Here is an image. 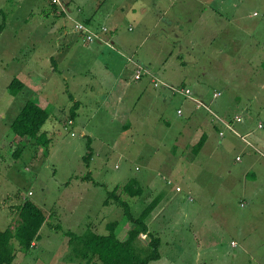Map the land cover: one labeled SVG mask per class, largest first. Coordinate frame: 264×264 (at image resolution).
I'll list each match as a JSON object with an SVG mask.
<instances>
[{"label":"rangeland","instance_id":"rangeland-1","mask_svg":"<svg viewBox=\"0 0 264 264\" xmlns=\"http://www.w3.org/2000/svg\"><path fill=\"white\" fill-rule=\"evenodd\" d=\"M59 1L71 19L66 28L48 0H0V231L25 199L47 215L37 246L17 250L10 264H86L73 254L67 231L107 233L116 221L125 238L123 208L113 199L105 204L125 184L142 188L139 196H121L135 216L162 195L155 209L162 212L148 219L161 237L160 256L149 264H264V148L219 124L223 135L210 131L207 111L171 91L187 87L225 120L241 114L246 121L238 127L264 134V0H192L186 11L177 0L170 19L180 14L183 24L128 15L121 30L108 21L114 11L132 12L145 0H70V10ZM89 17L93 30L106 31L85 42L73 24ZM112 27L117 47L105 37ZM136 64L149 69L143 80L135 79ZM146 77H155L154 88ZM14 78L25 83L16 95L8 87ZM27 100L49 112L42 132L50 142L29 140L16 159L10 125ZM126 122L134 128L123 131ZM202 132L206 143L192 155Z\"/></svg>","mask_w":264,"mask_h":264},{"label":"trees","instance_id":"trees-1","mask_svg":"<svg viewBox=\"0 0 264 264\" xmlns=\"http://www.w3.org/2000/svg\"><path fill=\"white\" fill-rule=\"evenodd\" d=\"M48 1L52 9H55V11L59 9L57 2L54 0ZM64 14L65 12L58 11L57 17ZM5 16V13H2L0 31L3 28ZM84 22L88 25L91 24L90 19ZM54 70H56L55 67ZM8 87L10 92L16 95L25 87V83L18 78H14ZM77 103V101L73 102L68 112L71 118L74 119ZM49 118V112L34 100H27L23 104L10 125L14 134L13 143H15V148L12 151L14 158L17 159L22 155L29 140H35L37 144H48L50 142L47 134L42 132V127ZM204 142L205 136L201 135L191 147V154L198 152ZM88 149V154L83 157L87 164L93 158L89 143ZM88 177H90V174L84 179ZM123 192H127L131 196H139L142 193V188L136 187L134 184H125L119 188L116 186L115 190L109 192L105 199V204H109L113 199V202L123 208L124 215L130 223L125 238H120L116 233L118 225L116 221L107 223V233H98L91 228L81 234L72 231L66 232L74 250L73 254L85 261L86 264H95L96 261L101 264H149L150 261L159 258L161 237L150 230L148 219L153 217L155 209L162 201V195L148 202L142 212L135 216L129 202L121 197ZM46 220L47 215L38 204L31 199L23 200L18 205L17 214L13 217L12 223L0 231V264H10L15 258L17 250L27 252L35 247V242L40 237V229ZM142 234L148 236L149 242L146 243L142 240ZM148 249H150L149 252Z\"/></svg>","mask_w":264,"mask_h":264},{"label":"crops","instance_id":"crops-1","mask_svg":"<svg viewBox=\"0 0 264 264\" xmlns=\"http://www.w3.org/2000/svg\"><path fill=\"white\" fill-rule=\"evenodd\" d=\"M87 1H89L90 2V0H87ZM177 0H162V2L160 1V0H147V2H146V0L145 1H142V2H140V4H137V3H134V5H133V9H134V11H132V12H125V8L124 7H121V8H117V10L116 11H114V13H113V15H111V17L108 19V21L111 23V24H113L114 23V26H118V28L121 30L122 28H125V26L124 25H126V21H127V19H126V17H128V15H133L134 17H136L137 18V20L138 21H140V18L142 17V19L144 18V17H146V18H148V17H150L151 16V18L153 19L154 18V20H152V22H153V24H159V20H161V19H166L167 18V16H169V22H171V25H173V23H176V25L178 26V25H181V23L183 24L184 22H186V21H182L184 18H181L182 16L180 15V14H178L177 15V17H173V19H170V17H171V15L173 14V7H174V3L176 2ZM190 1H192V0H184L183 1V3H182V5H181V7L183 8V11H186V9H188V4H189V2ZM196 2H198L197 0H195ZM212 0H207V2H211ZM65 2V4L67 5V7H68V9L70 10V0H65L64 1ZM89 5V4H88ZM58 6V8L60 9V6H59V4L57 5ZM51 7V6H50ZM77 8H78V12L79 13H82V12H84L85 11V8H84V6L82 5V3H79V4H77ZM50 9V8H49ZM51 9H52V7H51ZM59 9L57 10V12H54L55 11V9H52L53 11H52V14L53 15H55V16H57L58 14V11H59ZM219 9H221V10H223L222 9V6H221V8H219ZM175 12V11H174ZM70 13H71V11H70ZM217 13H221V12H218V11H216V13L215 14H213V15H216ZM135 14H137V16H135ZM169 14V15H168ZM142 15V16H141ZM62 18H64V20H62V21H65V20H71L70 19V17L67 15L66 16V12H65V14L63 15V16H61ZM69 17V18H68ZM75 17V16H74ZM94 18V17H93ZM93 18H91V17H89V18H85V19H83L84 21H86V20H88V19H90V23H92V20H93ZM136 18H135V21H136ZM167 20V19H166ZM228 20V17H226V21ZM57 23H59L58 21H57ZM68 23V21L66 22H63L62 23V26H64L65 28H66V24ZM56 25H58V24H56ZM182 27V26H181ZM97 28V27H96ZM113 29H115V31H114V34L112 35L111 34V36L109 37V36H105V37H107V38H110L111 40V42L113 43V45L115 46V47H117V45L115 44V40H113V38L112 37H115L116 36V38H118V36H119V33H118V28L117 27H112ZM179 29H180V26H179ZM182 29H184V27L182 28ZM128 30H130V28H128ZM68 31V29H66V30H64V33H66ZM136 35L137 34H135V35H132L131 37H133V38H136ZM101 37V36H100ZM104 37V36H103ZM81 38V37H80ZM177 40V39H176ZM83 41H85L84 39H83ZM175 41V40H174ZM86 42V41H85ZM113 49V48H112ZM121 49V48H120ZM114 50H116V49H114ZM121 50H123V51H125L124 49H121ZM138 49H136V50H134L135 52L137 51ZM263 58V57H262ZM53 58H51V61L53 62ZM263 62H264V59H263ZM136 79V78H135ZM146 79L150 82L149 84H147V85H150V87L151 88H154V86H152V84L154 85V82H153V79H150V78H147L146 77ZM136 80H140V79H136ZM141 80H143L142 78H141ZM175 85V84H174ZM148 88V87H147ZM144 91L145 90H143V94H144ZM214 92H218V91H213V93ZM174 94V93H173ZM219 96V95H218ZM217 96V97H218ZM212 97H214L213 96V94H212ZM217 97H214V98H217ZM191 102H192V100H191ZM192 104L194 105V103L192 102ZM195 106V105H194ZM195 108H196V106H195ZM198 108V107H197ZM205 111V110H204ZM176 112H177V110H176ZM208 113V112H207ZM209 114V113H208ZM207 114V115H208ZM210 116V115H209ZM236 116H239L240 118H241V121L240 122H235L234 121V119H235V117ZM228 121H230L231 123H232V125L234 126V127H236V128H238V129H240V130H242L244 133H243V135H244V137L245 136H252V140L258 145H261L263 148H264V134H260V132H257L256 130H255V128H253V129H251V130H247L246 129V127L244 128V129H241L240 127H238V125L239 124H241V123H244L245 121H246V119L241 115V114H235L232 118L230 117V119H228ZM132 123V122H131ZM130 122H126V123H124L123 125H122V127L123 128H121L123 131L125 130V131H129V130H131L132 128H134V125H135V123H136V121H134V125L132 126V124H131ZM234 123H237V124H234ZM205 126H207L208 127V129L210 130V131H220L221 129L216 125V123L215 122H213L212 120H211V117H210V120H209V123L207 124V125H205ZM220 129V130H219ZM230 132H232L231 130H229ZM233 133V132H232ZM201 135H203V136H205V142H204V144H203V146L205 145V143H206V132H202L201 133ZM200 135V136H201ZM219 135V134H218ZM243 135H241V136H243ZM238 136V135H237ZM202 148V147H201ZM201 150V149H200ZM174 188H176V185H175V187ZM162 212V210H156L155 211V213H154V215H156V216H158L160 213ZM36 243H37V241H36ZM242 245H243V247L246 245V242H245V239H243V241H242ZM231 244L232 245H234V242L232 241L231 242ZM35 246H37V244L35 245Z\"/></svg>","mask_w":264,"mask_h":264},{"label":"built area","instance_id":"built-area-1","mask_svg":"<svg viewBox=\"0 0 264 264\" xmlns=\"http://www.w3.org/2000/svg\"><path fill=\"white\" fill-rule=\"evenodd\" d=\"M54 1L57 2V3H60L59 0H54ZM73 26H74L75 30L79 34L82 35V39H84L86 42H88V41L92 42V41H96L97 39H101L100 38V32L106 31L105 28L102 29V30L101 29H99V30H93L90 25H88L87 23H85L83 21H78V22L75 23V20H74ZM136 65H137L136 74H135V78L136 79H141L144 74L149 73V69L146 68L145 66H142L141 64H136ZM152 79H153L154 85H156V82L157 81H156L155 77H153ZM171 91H172V93H181V94L189 97L190 100H192V102L195 104L196 107L202 108L203 110H205V111H207L209 113V115L211 117V120L213 122H215L216 124L221 125L226 130H231L233 133H235L236 135H238L243 142H245L247 145H250L251 146V144L248 141H246V139H245L244 136L239 135L234 130V128L232 127V123L230 121L225 120L224 117L217 115L216 113H214L213 111H211L207 105H205L203 102H201L200 99L192 96L191 95V90L189 88H187V87H178L177 85L176 86L171 85ZM218 95H219V92H214L213 93V96L214 97H217ZM234 121L235 122H240L241 121V118L239 116H236L235 119H234ZM69 122L70 123H73L74 122L73 118H71L69 120ZM258 127H262V124L260 122L258 123ZM72 133L74 134V132H72ZM218 134H219V136H221V135L224 134L223 128H221V130L218 131ZM236 159H239V157L236 156ZM167 183L170 184L171 181L168 180ZM179 189H180V187H177L176 186V190L178 191Z\"/></svg>","mask_w":264,"mask_h":264}]
</instances>
